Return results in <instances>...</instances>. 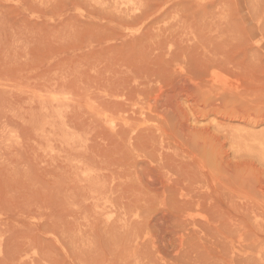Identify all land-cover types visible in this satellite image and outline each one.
I'll use <instances>...</instances> for the list:
<instances>
[{"label":"rangeland","instance_id":"obj_1","mask_svg":"<svg viewBox=\"0 0 264 264\" xmlns=\"http://www.w3.org/2000/svg\"><path fill=\"white\" fill-rule=\"evenodd\" d=\"M0 264H264V0H0Z\"/></svg>","mask_w":264,"mask_h":264},{"label":"bare ground","instance_id":"obj_2","mask_svg":"<svg viewBox=\"0 0 264 264\" xmlns=\"http://www.w3.org/2000/svg\"><path fill=\"white\" fill-rule=\"evenodd\" d=\"M125 1V0H124ZM128 9V8H127ZM215 73V72H214ZM217 76V75H216ZM216 76H214L213 75V77L211 76V78H213V80L212 81H215V82H217L218 81V78L216 77ZM219 83V82H218ZM225 85H223V88H221V90L220 91H223V89L225 88L224 87ZM226 90H224V91H227V89L228 88H225ZM231 90H233V89H231ZM227 93H229V92H227ZM232 93H234V90H233V92ZM111 120V119H110ZM113 124V123H112Z\"/></svg>","mask_w":264,"mask_h":264}]
</instances>
